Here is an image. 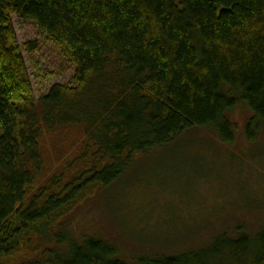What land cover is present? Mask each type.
Listing matches in <instances>:
<instances>
[{"label":"trees","instance_id":"1","mask_svg":"<svg viewBox=\"0 0 264 264\" xmlns=\"http://www.w3.org/2000/svg\"><path fill=\"white\" fill-rule=\"evenodd\" d=\"M15 15L62 48L77 88L55 86L36 100ZM240 104L256 141L264 0H0V264H264V225L129 263L107 241L75 237L65 219L138 156L194 127L233 144L229 115ZM67 128H81L84 140L52 171L46 137Z\"/></svg>","mask_w":264,"mask_h":264},{"label":"rangeland","instance_id":"2","mask_svg":"<svg viewBox=\"0 0 264 264\" xmlns=\"http://www.w3.org/2000/svg\"><path fill=\"white\" fill-rule=\"evenodd\" d=\"M12 22L36 100L55 86L77 88L75 68L62 48L34 22L16 15ZM30 44L37 48L30 50ZM229 116L237 127L233 144L194 127L174 144L138 156L116 182L64 215L71 233L107 241L133 263L144 255L195 250L225 230L236 236L240 225L256 232L264 225V129L249 142L248 107L240 104ZM83 140L81 128L48 135L44 151L52 171Z\"/></svg>","mask_w":264,"mask_h":264}]
</instances>
